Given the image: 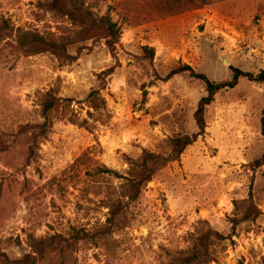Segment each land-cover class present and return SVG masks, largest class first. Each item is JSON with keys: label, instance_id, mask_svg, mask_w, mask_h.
<instances>
[{"label": "rangeland", "instance_id": "obj_1", "mask_svg": "<svg viewBox=\"0 0 264 264\" xmlns=\"http://www.w3.org/2000/svg\"><path fill=\"white\" fill-rule=\"evenodd\" d=\"M90 16L120 28L115 51ZM184 66L215 83L263 71L264 0H0V264H180L207 236L202 264H264V84L220 92L204 134L125 205L132 161L199 133L205 84L169 77ZM34 130L49 134L32 153Z\"/></svg>", "mask_w": 264, "mask_h": 264}, {"label": "trees", "instance_id": "obj_2", "mask_svg": "<svg viewBox=\"0 0 264 264\" xmlns=\"http://www.w3.org/2000/svg\"><path fill=\"white\" fill-rule=\"evenodd\" d=\"M86 25H89L92 29L96 28V30H101L104 32V38L106 39V44L109 47L111 51H115L116 45L119 43V40L121 38V31L120 28L117 26L116 23H114L109 17H103L100 19H94L92 16L86 18ZM90 30V29H89ZM93 30V29H92ZM91 32V31H90ZM41 43L49 48V50L58 56L64 55L67 53L66 44H63L62 42L57 41H41ZM189 72L191 76L196 77L197 79H200L206 87V96L203 97L199 103L198 110L195 114V121L197 124V127L199 129V133L195 135L194 137L190 136H180L171 141V152L169 156H163L161 154H155V153H144L143 156L136 161H132L130 163V168L127 172L126 177H120L124 180L123 184L121 185V189L124 193V198H128L129 202L125 203V205H128L131 201H135L137 197L142 193V191L147 187V185L153 181L155 176L163 169L165 168L169 163L178 160L181 155L184 153V151L196 140V138L202 134H204L206 129V121H205V114L207 108L212 105L216 99V96L224 91V90H233L235 89L241 80L247 79L248 81L252 83H256L259 85L264 84V70L259 72L258 74L250 73L242 71L238 68H232V79L227 82H221V83H215L211 81L207 76L203 74H197L195 71L188 66L181 67L177 70H174L169 77L176 76L178 74ZM99 90L93 91L90 94V98L92 100H97L99 95ZM56 106L55 99H52L46 103L43 109L42 116L44 119L48 118V114L51 110L54 109ZM262 126V133L264 135V116L261 121ZM37 129V127H35ZM35 132V130H34ZM48 131H41V132H35L32 133V148L31 152H34L33 146H36L41 142L40 138H45L48 136ZM39 138V139H38ZM264 166V153L261 157L256 159L252 163V170L257 171L259 168ZM113 175L119 176L117 173H114L113 171H107ZM249 204V203H248ZM113 207L115 208L113 211ZM111 209V214L109 218V223L113 227L117 223V219L119 218L120 211L123 207V202H116L114 206ZM234 208L237 210L240 208V203L238 201H234ZM120 210V211H119ZM254 209H251L249 204V209L244 212L243 217L239 220H235V228L238 226L240 222L244 221H250L253 220L255 215ZM118 217V218H117ZM74 234L72 235L73 239H86L89 237V232L86 229H79L74 230ZM219 239H225V237ZM217 238V239H218ZM32 242L34 245V250H36V246L38 245H44L45 241L44 239H63V236L61 235H54V236H48L42 238L40 241L33 240L34 238L31 237ZM210 237L207 236L205 238L199 239L198 242L194 245V247L191 250V253L183 260H181L180 264H202L204 263L208 258V252L210 249V246L208 247L210 243ZM6 255L3 254L0 250V259H6ZM210 260V259H209ZM211 261V260H210ZM21 263L28 264V255L21 261Z\"/></svg>", "mask_w": 264, "mask_h": 264}]
</instances>
